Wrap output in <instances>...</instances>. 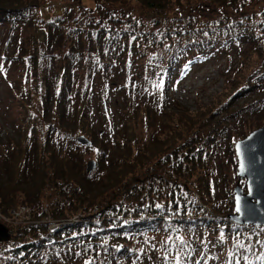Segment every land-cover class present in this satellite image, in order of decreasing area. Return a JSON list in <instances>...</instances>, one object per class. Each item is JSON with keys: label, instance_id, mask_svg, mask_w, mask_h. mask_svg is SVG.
<instances>
[{"label": "trees", "instance_id": "1", "mask_svg": "<svg viewBox=\"0 0 264 264\" xmlns=\"http://www.w3.org/2000/svg\"><path fill=\"white\" fill-rule=\"evenodd\" d=\"M53 1L62 0H0V80L10 83L11 73H19L21 94L17 104L26 115V132L36 145L32 152L28 147L21 148V143L11 153L0 149L4 164L0 175L10 180L8 192L2 185L5 177L0 181V208L5 214H19L30 205L34 212L44 199L46 185L76 184L72 195L64 199V214L56 221L79 214L97 216L99 221L90 223L92 218L88 216L54 231L47 225L27 227L26 239L21 246L16 245L21 249L15 264H26L27 255L34 264L58 257V247L63 246L61 232L64 264H264V227L229 221L234 211L233 196L219 198L214 185L211 192L214 181H205L202 173L205 156L215 155L206 151L205 143L221 132L216 127L220 121L214 125L213 115L223 114L231 103H221L209 118L196 117L195 122L178 118L183 117L181 113L167 112L172 107L159 97L154 99L162 106L159 109L151 103L132 104L119 111L121 124L117 122L114 132L106 131L105 136L97 138L102 142L96 140V132L88 124L92 104L104 96L102 85L107 86L109 94L112 89H127L128 81L139 80H131L129 75L136 63L149 68L155 61L162 64L159 71L164 75L174 61L181 63L209 49L225 50L228 36V40L246 39L251 49L262 54L264 31L262 35L247 25L243 29L230 25L225 34L223 28L197 29L193 23L179 19L159 25L153 22L152 30L133 12L139 4L160 16L163 11L178 14L182 0H93L95 9L86 8L81 0H63V14L45 21L40 9ZM229 2L228 7L237 0H216L222 8ZM132 57L133 61L127 63ZM49 59L55 65L50 66L53 69L44 64ZM251 85L245 82L233 95L258 86ZM35 104L39 110L33 117L30 109ZM163 116L169 122L178 118V123L160 126L158 120L162 118V125ZM253 116L257 127L264 125V108ZM46 124L47 132L40 141L38 128ZM63 126L70 139L80 132L90 136L92 144L87 148L98 146L93 173L85 171L82 158L75 161L61 156L60 142H53L52 137ZM142 126L152 129L148 140L141 134ZM136 136L145 140L138 149L134 146ZM101 188L113 202L92 214L93 194ZM29 213L25 210L23 215ZM7 261L3 247L0 264Z\"/></svg>", "mask_w": 264, "mask_h": 264}, {"label": "rangeland", "instance_id": "2", "mask_svg": "<svg viewBox=\"0 0 264 264\" xmlns=\"http://www.w3.org/2000/svg\"><path fill=\"white\" fill-rule=\"evenodd\" d=\"M62 1H53L51 4L41 8L40 13L42 18L45 21H50L61 16L64 9V1ZM80 3L88 9H95V2L93 0H81ZM186 3V0L181 1L182 9L178 14L163 11L164 15L160 16L157 11L144 9L139 4L135 5L133 12L138 18L148 23L147 28L152 30H154L153 22L159 25L164 24L169 19H179L193 23L197 29L206 26L209 28H223L225 29V34L227 32L226 26L231 25V27H236L238 25L240 26L238 29H243L247 25L263 35L264 0H255V2L253 0H237L234 5L232 4L228 7L231 3L229 2L225 5V8L217 4L216 0H190ZM191 6L196 9H191ZM236 35L237 33H234V36ZM230 37L228 36L226 40L228 41V45L225 50L209 49L205 53L198 52L197 55L195 53L189 60L186 59L181 63H175L174 61L169 66L168 72L164 75H160L159 71L162 68V64L157 65L155 61H151V66L147 68L142 67L143 64L140 62L136 63V66L128 71L131 80L135 78H139V80L135 83H129L128 81L127 89H112V94H109L106 91L107 86L102 85V89L100 90L104 96L98 100L99 103L92 104L93 110L88 115L90 119L88 124L96 132V140L101 141L97 138L105 136L106 131L114 132L117 122L120 123L118 121L119 111L132 104L145 105L151 103V105L157 106L155 109H159L162 106L154 100L159 97L164 104L172 107L167 112L170 111L172 114L181 113L183 117L178 118H183L186 122H195L198 119L196 117L209 118L212 110L218 106L220 107L221 103L225 105L229 102L231 106L223 114L221 112L220 115H213L212 120L214 121V125L217 121H220L216 127L221 132L211 142L205 143L208 144L207 147L205 146L206 151L215 155L213 156L214 161L210 154L205 156L206 169L202 173L205 181H214L210 186L211 192L214 185V192L219 195V198L224 197L227 200L232 196L234 198V190L238 185L247 193L246 179L241 180L238 176V159L235 153V145L257 129L264 128V125L257 127L258 122L253 116L258 110L264 108V51H262V54L256 53L254 48L251 49V46L246 43V39L234 37L233 40H228ZM174 40L177 42L178 37H174ZM147 51L148 53L152 52L150 48ZM153 54L155 56L154 52ZM197 56L200 57L197 58ZM201 57L203 58L201 59ZM133 59V57L130 58L127 63L130 64ZM44 64L51 69L53 68L50 66H55L50 59L45 60ZM86 74L85 70L82 76L84 75L85 77ZM259 74L261 76L254 78V75ZM245 82L258 86L249 90L245 89L246 91L244 90V92L241 91L233 95L237 88L242 89L245 86ZM82 83L85 85V80ZM90 84L92 83L90 82ZM20 87L19 73L17 71L14 74L13 72L11 73L10 83L6 80H0V133L4 137V140L0 141V146L2 147L0 149H3L5 153L7 151H10V153L14 151L19 143H21L20 147L25 150H27V147L30 148V152L36 146L34 145V138L26 132V115L23 113L21 106L17 104V96L21 94ZM256 109L258 110L256 111ZM30 110L34 117L38 113L39 108L35 104ZM232 113H237V115H233ZM178 118L169 122L163 116L162 125V118L158 120V124L164 126L167 123L169 127L178 123ZM222 118H225V120H221ZM202 124L206 123L203 121ZM53 125L57 127L58 124L54 123ZM225 125L228 126L226 127ZM183 126L180 125L181 128ZM47 129L48 124L39 126L40 141H43L42 138ZM64 129L65 127L63 126L61 129L56 130L52 141L58 140L60 142L57 145L60 148L59 151L62 157H69L74 160L78 159V161L82 158L86 171L88 162L96 160L95 156L99 151L98 146L91 149L87 148V146H82L77 142V138L79 137L78 135L84 134L79 132L74 139H70L67 134L65 135ZM141 131L142 136L146 137L147 140L153 133L152 129L149 128L147 130V127L141 128ZM111 135L109 134V137ZM85 136L88 137L86 134ZM64 138L68 139V142L66 140L64 142ZM88 138L90 139V136ZM144 143L145 140H142L140 136H136L134 139L135 149L143 147ZM229 143L232 144V151ZM197 148L199 149L198 146ZM3 166V162L0 161V168ZM4 177L0 175V181ZM3 181L2 185H5L3 189H7V183L10 180L5 177ZM179 185L181 187L185 186L184 183H180ZM76 186V184L68 186L58 185L56 187L46 185V194L42 195L44 199L41 200V204L34 209V212H32L33 207L25 205L29 208L26 209V212H30L25 216L23 215L25 212L23 209L20 211V216H12V214H5L0 208V223L9 229L12 236L11 242L7 246L0 244V249L4 247L7 250L8 261L5 264H15L19 261L17 254L21 248L17 246H21L22 240L26 239L25 234L27 231L25 229L27 227L33 228L47 225L49 230L54 231L59 226L57 224L60 222H56L55 219L59 218L57 216L61 213L64 214V199L72 195ZM49 187L51 188L49 189ZM60 187L63 189V193L59 189ZM64 188L66 189L64 190ZM8 191L9 189L6 192ZM105 191V189L101 188L94 192L93 197L95 198L92 203L94 206L90 209L92 214L95 211H99L100 208H104L107 202H113L112 197L105 193L103 195L102 192ZM120 202L123 201L118 200V203ZM110 214H106L105 216H109ZM88 216L92 218L90 223L99 221L97 219L99 217L91 216V214H79L77 217H73L72 220L74 223H78V221L86 220ZM63 239L64 232H61L59 233V240L62 241L63 246L58 247L61 249V254L58 257H51L48 263L44 262L43 264H64ZM66 247L68 246L66 245ZM11 252L14 254H10ZM27 263L34 264L30 262L28 255L26 256Z\"/></svg>", "mask_w": 264, "mask_h": 264}, {"label": "water", "instance_id": "3", "mask_svg": "<svg viewBox=\"0 0 264 264\" xmlns=\"http://www.w3.org/2000/svg\"><path fill=\"white\" fill-rule=\"evenodd\" d=\"M77 142L82 146H91L92 142L81 135ZM238 159V176L246 179L247 193L236 186L234 190V213L228 219L238 225H252L264 227V128L257 129L240 140L235 145ZM243 165V168H241ZM97 163L92 160L87 164L86 172L93 173ZM239 201V209L237 206ZM11 233L7 227L0 224V242H9Z\"/></svg>", "mask_w": 264, "mask_h": 264}, {"label": "snow or ice", "instance_id": "4", "mask_svg": "<svg viewBox=\"0 0 264 264\" xmlns=\"http://www.w3.org/2000/svg\"><path fill=\"white\" fill-rule=\"evenodd\" d=\"M241 168H243V165H241ZM237 203H238L237 212H239L240 211V209H239V201Z\"/></svg>", "mask_w": 264, "mask_h": 264}]
</instances>
